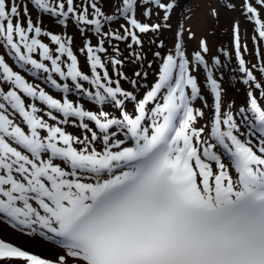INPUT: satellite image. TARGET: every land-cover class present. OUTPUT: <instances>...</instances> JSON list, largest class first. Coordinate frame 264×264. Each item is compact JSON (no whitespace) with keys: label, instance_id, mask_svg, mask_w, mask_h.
I'll use <instances>...</instances> for the list:
<instances>
[{"label":"snow or ice","instance_id":"1","mask_svg":"<svg viewBox=\"0 0 264 264\" xmlns=\"http://www.w3.org/2000/svg\"><path fill=\"white\" fill-rule=\"evenodd\" d=\"M105 4L113 11L106 12ZM29 6L37 12L35 22ZM177 7L178 0H0V224L62 250L47 259L0 239V264H264V106L247 92L248 106L239 113H252L254 132L241 133L233 113L222 111L213 72L221 60L213 58L209 67L205 39L199 50L187 51L185 32L189 40L195 33L173 25ZM225 7L244 15L264 41V0H226ZM44 15L65 29L71 20L81 47L74 51L66 31L43 28ZM211 15L219 13L212 9ZM164 32L173 33L170 47L160 39ZM148 34L150 49H158L152 53L158 72L138 95L148 73L129 77L121 69L126 61L143 67ZM232 44L243 83L264 87L253 84L256 66L249 68L241 54L238 22ZM6 57L33 77L44 74L63 97L30 82ZM201 67L211 106L195 74ZM69 93L118 115L86 109ZM197 100L202 107H194ZM208 107L211 117L197 127ZM68 124L82 135L66 131ZM255 133L256 150L252 140L240 138Z\"/></svg>","mask_w":264,"mask_h":264},{"label":"rangeland","instance_id":"2","mask_svg":"<svg viewBox=\"0 0 264 264\" xmlns=\"http://www.w3.org/2000/svg\"><path fill=\"white\" fill-rule=\"evenodd\" d=\"M17 2H20V0H17ZM178 3H179L178 7L175 9L171 21L174 26L177 23H183L186 28L191 29L192 27L188 25L190 18L198 19L201 17V20L205 18V21L203 20V25L205 27L203 28L204 31L201 34L197 35V33L193 29H191V31L195 33L194 37L190 39L192 40V43L187 38L188 33L185 32V42H186L187 51L191 53L196 50H199V46L197 44H194L193 41H195L197 37L201 35L208 36L210 43L209 53L205 54V56L206 59L209 61V67H213L212 59L215 57H218L223 65L222 67L219 68H213L214 77L218 80L219 83H221L222 96L224 100L229 105L232 106L233 115L238 125L240 126L241 133L254 132V130L251 129L250 124L248 122V121H252L254 123L252 113L245 112L242 116L239 113V109L242 107L246 108L248 106L247 92L249 90L253 91L254 95L258 100V103L261 106H264V97H261V91H264V87H262L261 89H255L254 87H252V85H246L243 83L245 77L242 73L238 71L239 64L235 56V50L232 44V25L234 22H238L239 31H240V41H241V54L249 68H253L254 65L256 66V68L254 69V74L257 77L255 83L259 82L261 83L262 86H264V79H261V74L258 70L259 67L261 66L260 57L264 56V41H260L259 37L255 33L254 24L248 22L246 17L244 15H241V13L238 10L233 11L226 9L225 7L226 0H178ZM212 9L217 10V12L219 13L218 17H213L211 15ZM29 10L31 12L33 21L35 22L37 19V12L31 6H29ZM105 11L112 12L113 11L112 5L105 4ZM240 16L242 18H240ZM208 20H209V24H208ZM154 21H155V16L153 17L152 21H148V22L151 23ZM41 26L47 29L48 31H51L52 33L60 34L66 31L68 35L73 36L74 51H76L82 45V39L80 33L73 26L71 20L68 22L67 28L65 29L63 26L56 23L55 18L44 15L42 17ZM248 32L250 34H247ZM172 36H173L172 32H164L163 35L160 37V39L164 40L165 43L170 47L172 42ZM254 36L256 37L255 41L253 40ZM150 38H151V34L145 35L143 37L144 40L143 50L147 57V59L143 62V67H137V63L135 62L126 61L121 69L129 77H131L135 71L148 73L147 77L140 79L139 81L140 87L137 89L138 95L140 93L147 91L150 88V86L154 83L155 79L157 78L156 74L158 72V61L155 62L153 61L152 53L154 51H157L158 49H156L155 47H152L150 49L148 43ZM41 39L43 40V42L50 44V41L47 38L41 37ZM210 40H212L213 42H210ZM92 42L93 44L96 43L94 37L92 38ZM245 46L247 50H245ZM50 47H54V46L50 44ZM119 47L123 55L125 57L128 56V52L125 48V44L120 43ZM257 48H259L260 50V56L256 54ZM3 51H7V50L5 49ZM109 51H111L110 46H109ZM0 54L3 53L0 52ZM76 54L78 55L79 58L80 67L84 72L88 73L89 68L85 63V57L82 54H80L78 51L76 52ZM6 60L9 63V65L14 68V70L20 71L21 74L25 75V78L28 79L30 82L37 83L40 86L44 87L45 90L48 91L49 94H52L55 98L63 97L64 94L62 92L52 88L51 85L45 80L44 74H38L37 76L33 77L31 76L30 73H28L24 69H21L20 66L15 63L14 58L6 57ZM149 62H152V68L147 67ZM108 70L110 75H114L111 65H109ZM195 74L197 75L198 85L201 88L202 94L205 96L208 104L211 106L213 104V98L212 96H210L211 92L209 90V85L206 79V73L201 67ZM121 84L124 88L126 89L129 88V84L126 81H121ZM85 87L88 88L89 90H93L91 85L87 84L86 82H85ZM68 95L70 99L82 104L86 109L93 111H96L97 109H103L105 111L111 112L113 115H118L117 111L111 106L96 105L93 101L89 100V98L86 95H82L79 93H69ZM196 102H199L202 107L201 101L197 100ZM37 105L38 107H43V105H40L39 102H37ZM203 110L205 112V119H204V123H205L206 120L211 117L213 109L211 107H208V108H203ZM128 111H132V105L128 106ZM244 117H247V119H245ZM45 119H47L46 116ZM49 122L51 123V121ZM65 126L66 125H63L64 128ZM67 128L70 130V133L75 136L82 135V130L73 124H68ZM240 138H242L243 140L245 139L252 140L253 142L252 146L254 150H256V148L258 147L256 143L259 139L258 133H255L253 135H241ZM95 146L98 150H102L103 145L101 142H96ZM220 151L222 152L223 150L221 149ZM0 237L15 242L20 246L23 245L21 242L11 238L10 236H5L4 233H1ZM37 252L39 253L40 251ZM13 264H15V262H13Z\"/></svg>","mask_w":264,"mask_h":264},{"label":"bare ground","instance_id":"3","mask_svg":"<svg viewBox=\"0 0 264 264\" xmlns=\"http://www.w3.org/2000/svg\"><path fill=\"white\" fill-rule=\"evenodd\" d=\"M203 20L205 21V18H203ZM203 20H201V17L198 19L190 18L188 22V25L192 27L191 29H193L197 33V35L201 34L204 31L203 28L205 26L203 25ZM208 24H209V20H208ZM201 39H205L208 43V46H210L209 38L207 35H201L197 37V39L193 41L194 44H197L199 46V42ZM189 41L192 43V40H189ZM210 42H213V41L210 40ZM210 96H212L213 98L212 94H210ZM194 107H201V105L199 102L195 101ZM222 111H225V112L231 111L233 113L232 106L229 105L224 100L223 96H222ZM204 119L205 118L200 119V123L197 125V127L202 126L204 124ZM65 129L66 131L70 133V130L67 128V125L65 126ZM225 162H227L226 158H225ZM1 233H4L5 236H10L11 238L21 242L26 248V250L30 253H38L37 251H40L41 254L44 256H50V257L56 258L62 252V250L53 241H49L44 238H41V236L39 235L22 234L21 232L15 231L10 226H7L5 224H0V236H1Z\"/></svg>","mask_w":264,"mask_h":264}]
</instances>
